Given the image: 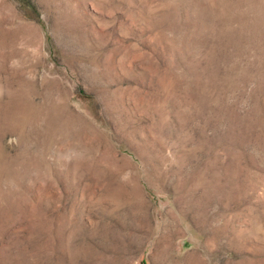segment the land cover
Returning <instances> with one entry per match:
<instances>
[{
    "label": "rangeland",
    "instance_id": "rangeland-1",
    "mask_svg": "<svg viewBox=\"0 0 264 264\" xmlns=\"http://www.w3.org/2000/svg\"><path fill=\"white\" fill-rule=\"evenodd\" d=\"M0 264H264V0H0Z\"/></svg>",
    "mask_w": 264,
    "mask_h": 264
}]
</instances>
